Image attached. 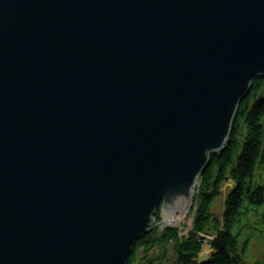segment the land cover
Here are the masks:
<instances>
[{"label": "water", "instance_id": "water-1", "mask_svg": "<svg viewBox=\"0 0 264 264\" xmlns=\"http://www.w3.org/2000/svg\"><path fill=\"white\" fill-rule=\"evenodd\" d=\"M262 78L264 0H0V264H129Z\"/></svg>", "mask_w": 264, "mask_h": 264}, {"label": "trees", "instance_id": "trees-1", "mask_svg": "<svg viewBox=\"0 0 264 264\" xmlns=\"http://www.w3.org/2000/svg\"><path fill=\"white\" fill-rule=\"evenodd\" d=\"M264 78L255 79L250 95L240 105L223 151L209 156V165L199 179L191 214L192 230L181 237L178 229L155 228L162 210L155 216L149 234L133 248L129 264H155L152 254L161 251L164 263L170 250L176 264H198L203 247L213 252L207 264H264ZM229 183L223 210L214 213L215 202ZM263 246L260 259L249 262L252 242Z\"/></svg>", "mask_w": 264, "mask_h": 264}, {"label": "rangeland", "instance_id": "rangeland-1", "mask_svg": "<svg viewBox=\"0 0 264 264\" xmlns=\"http://www.w3.org/2000/svg\"><path fill=\"white\" fill-rule=\"evenodd\" d=\"M261 177L263 179L259 180V182L261 184H264V175H263V173L261 174ZM198 186H199V184H198ZM231 187H232V184L231 183H229L228 185H226L224 187V189H223L221 198H219L215 202L214 213L216 215H220L222 213L223 205H224V199H225V197L227 195V190L230 189ZM194 197H195V195H194ZM194 197H193V200H194ZM191 210H192V208L190 209V211L187 214L185 213V214L182 215V216H185L184 222L182 224L177 225V226H174L176 229L179 230V234H180L181 237L186 236L192 230L193 215L191 214ZM165 212H166L165 210H162V216L165 215ZM177 217H180V214L175 215V218H177ZM152 226H154V223H153ZM155 228L158 229V231L161 233L163 231V229L165 228V225H164V223H160L159 225H156ZM207 247H208V250H209L208 253L211 256L212 255V251L210 250V247L209 246H207ZM207 247H206V249H207ZM262 251H263V246H262V244L259 241L252 242L251 245H250V247H249V251H248V255H247L248 261L252 263V262L260 259V257L262 256ZM168 253H169V255L167 257L166 262L160 263V262H158L156 260H158V256L161 255V251H159L158 249H156L154 251V253L152 254V258L154 259L155 264H176L175 263V257L173 255V253L170 250L168 251ZM138 260H139V263L138 264H144L143 263L144 257H143V255L141 253L138 255Z\"/></svg>", "mask_w": 264, "mask_h": 264}, {"label": "bare ground", "instance_id": "bare-ground-1", "mask_svg": "<svg viewBox=\"0 0 264 264\" xmlns=\"http://www.w3.org/2000/svg\"><path fill=\"white\" fill-rule=\"evenodd\" d=\"M173 214L175 215V214H177V212L176 211H172L171 213L165 212V215L163 217H164V220L166 223H171L173 226H177V225H180L184 222L185 216H180V217L175 218V216ZM205 251H206V253L209 252L208 247Z\"/></svg>", "mask_w": 264, "mask_h": 264}]
</instances>
